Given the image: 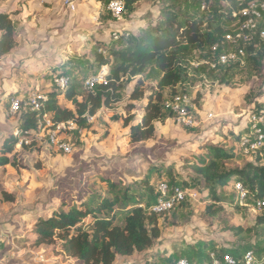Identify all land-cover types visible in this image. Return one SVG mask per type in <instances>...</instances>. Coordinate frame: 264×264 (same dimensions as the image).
<instances>
[{
    "label": "rangeland",
    "instance_id": "rangeland-1",
    "mask_svg": "<svg viewBox=\"0 0 264 264\" xmlns=\"http://www.w3.org/2000/svg\"><path fill=\"white\" fill-rule=\"evenodd\" d=\"M73 1L75 9L68 7L67 0L55 3L45 0L44 11L35 12L30 20L26 19L25 25L13 19L20 38L17 46L22 45L16 52L23 54L24 58L38 55L39 61L31 71L33 74L21 71L27 75L23 78L28 80L22 87L11 85L7 82L6 72H1L0 140L15 135L18 128L21 114L14 117L8 114V102L12 96L18 94L25 102L33 95H46L56 88L54 78L61 72L69 74L71 80L81 81L85 88V81L90 76L101 74L105 77L108 73V67L100 71L95 69L94 51L99 46L102 48L99 51L106 54V48L121 47L129 33L137 34L143 28L155 25L164 12L169 11L179 17H202L214 2L141 0L133 12L125 11L118 19L109 10L111 0ZM6 4L7 0H0V6H9L11 14L18 11ZM222 5L228 7L230 3L223 2ZM230 28L234 33L239 32V20H235ZM234 48L235 45L224 44L220 50ZM50 50L57 53V61L52 60ZM207 56L206 51L197 50L193 59L184 63L189 70L187 94L191 99L193 126L169 116L166 111V120L155 123L154 138L131 142L130 127L124 126V118L140 115L147 104L146 99H130L139 78L136 77L125 86L122 100L90 117L88 127L61 134V138L73 145L72 153L48 147L45 141L40 143L42 149L36 150L35 136H28L31 143L27 145L31 146L25 156H21L28 158L26 162L31 167H0V198H3L2 190L15 198L14 202L0 201V264H73L75 260L62 251L60 240L48 245H35L36 235L32 228L38 218L64 205L80 206L83 202L91 203L93 199L114 197L117 193L122 196L126 191L139 199L147 188L142 182L144 176L155 184L157 191L163 178L170 184L172 180L189 182L184 186L198 190L199 197L177 206L168 212L167 217L160 219L162 235L150 249L135 252L129 258H118L115 264H173L178 255L198 260L211 250L222 248L239 252L248 247L258 256H264L263 224L259 223L264 217V208L255 206L253 196L241 198L245 193L244 188H237L241 181L234 178L227 187L218 188L222 198L219 202L211 197L204 182H194L197 176L194 167L203 165L201 158L207 160L209 145L235 149L236 157L226 162L229 169H242L249 163L264 165V152L259 154L260 160L257 161L258 151H241L238 140L232 136L238 132L246 133L254 124V114L264 116V57L259 55L254 61L247 60L236 67L231 83L225 84L220 73L203 70L205 62L211 61ZM44 58L46 65L43 69ZM53 63H57L56 69ZM23 66V62L17 61L16 65L8 68V76L16 73L14 67ZM49 67L53 69L47 70ZM193 67L199 68L202 74L194 71ZM223 67L226 66L219 69ZM31 77L35 80L32 81ZM154 85L151 81L145 83L146 96L153 92ZM168 94L166 91V101L171 100ZM60 102L62 106L73 107L63 97ZM130 105L135 108L129 112L127 108ZM117 115L122 119L115 120ZM260 127L264 129V117ZM22 150L18 144L16 151L21 154ZM106 179L119 183L117 193L110 190ZM89 222L91 219H86V223ZM232 227L235 229L231 230Z\"/></svg>",
    "mask_w": 264,
    "mask_h": 264
},
{
    "label": "trees",
    "instance_id": "trees-1",
    "mask_svg": "<svg viewBox=\"0 0 264 264\" xmlns=\"http://www.w3.org/2000/svg\"><path fill=\"white\" fill-rule=\"evenodd\" d=\"M123 1L126 11L133 12L141 0ZM249 1L214 0L202 17L187 15L179 17L169 11L164 12L156 20L155 25L151 24L137 34L129 33L126 41H120L121 47L106 48L105 54L99 51L102 49L99 46V49L94 51V62L97 71L109 67L104 81L98 83L92 91L85 89L82 82L74 78L66 89H59L56 86L54 90L47 92V100L42 102L40 110L33 111L30 107L22 110L18 127L24 134L33 129L38 131L39 126L45 125L43 116L47 114L54 125L72 120L79 130L84 129L88 127V116H95L101 109L111 108L120 102L125 86L139 77L130 99L132 101L146 99L147 104L140 115L133 114L124 118V126L130 127L131 142H143L154 138L155 123H163L166 120V111L172 116V112L165 107V92L168 91L171 98L177 93H187L189 70L184 63L191 61L197 50L206 51L207 58L212 60V47L226 41V36L232 33L230 25L239 19V11L248 6ZM223 2H229L230 6H223ZM234 12L238 15H234ZM16 31V22L10 14L0 12V75L2 58L17 46ZM246 49L249 54L248 60L254 61L259 55L264 57L263 44L247 45ZM238 66L232 64L216 70L206 64L203 70L210 69L211 73H220L221 81L230 84L235 75L234 69ZM193 70L202 74L199 68L193 67ZM147 81L155 83L149 96H146L144 90ZM61 97L73 107L62 106ZM134 108V105H130L127 110L130 112ZM114 119L120 120L122 116L117 115ZM241 135L242 132H238L232 136L239 143ZM19 141L15 135H8L0 140V167L7 165L17 169L31 167L26 162L28 158L21 156L29 151L31 145H22L23 150L19 154L16 151ZM35 144L36 150L42 149L41 144L38 142ZM236 154L233 147L209 145L207 160L201 158L203 165L194 167L197 174L194 182L196 184L204 182L216 202L222 199L217 192L218 188L227 187L234 178L241 181L247 198L253 196L254 201L264 199V165L249 163L242 169H229L226 162L233 160ZM256 160H260L259 154ZM143 179L142 182L147 188L139 199L130 196L129 191L120 196L116 191L119 183L106 179L110 190L117 193L114 197L97 201L93 199L91 203L83 202L80 206L64 205L53 209L46 216H40L32 228L36 235L35 245H48L60 240L62 251L75 260L73 264H115L118 258H129L135 252L150 249L161 238L159 221L163 216L167 217L169 211L155 213L150 209L159 193L147 176ZM187 183L189 182L179 183L172 180L171 185L184 186ZM2 197L0 201L15 200L13 194L5 190H2ZM188 202L187 200L180 205ZM88 218L91 222L86 223ZM259 223L263 224L264 231V217L260 218ZM222 251L225 249L222 248Z\"/></svg>",
    "mask_w": 264,
    "mask_h": 264
},
{
    "label": "built area",
    "instance_id": "built-area-1",
    "mask_svg": "<svg viewBox=\"0 0 264 264\" xmlns=\"http://www.w3.org/2000/svg\"><path fill=\"white\" fill-rule=\"evenodd\" d=\"M66 3L70 9H75L73 0H67ZM108 6L112 15L118 19L126 11V5L123 0H111ZM236 14L234 12V15ZM238 20L240 22V31L238 30L239 32L237 33L232 31L226 36V41L223 44H215L212 47L213 59L205 62L212 69L217 70L222 66L232 64L241 66L248 60L247 45H264V0H250L248 6L239 11ZM224 44L235 45V48L234 50L221 51L220 49ZM54 81L59 89H66L71 83V78L66 72H61L55 76ZM103 81L104 77L101 74L90 76L85 81V89L92 91L98 83ZM45 100H47V96L44 94L33 95L25 102H22L18 95L12 96L8 102V114L12 117L20 115L22 110L27 107H30L33 111H38L42 108V102ZM165 107L184 124L188 126L194 125V119L190 112L191 99L187 93H177L171 100L165 102ZM263 117L261 114H254V124L246 133L241 135L239 141L241 151L249 153L251 150H256L258 154L264 152V129L260 127ZM89 118L88 116L87 119ZM43 122L45 125L39 126L38 131L33 129L27 134H24L23 130L18 127L15 131V136L19 138V144L22 146L31 143L28 136L32 135L35 136L34 140L39 144L45 141L48 147H53L66 154L72 153L73 145L67 142L65 138H61V134L78 129L77 124L70 120L54 125L47 114L43 116ZM237 188H243L241 182L237 184ZM158 193L159 196L156 202L150 207L155 213L168 212L187 200H196L199 197L198 190L194 188L187 189L183 185L173 186L166 179H161L159 182ZM245 196V193H242L241 198L244 199ZM254 204L259 209H262L264 208V199H257ZM173 264H264V258L258 256L250 248L239 252H232L229 249H225V251H222V249L217 251L215 249L198 260L180 256Z\"/></svg>",
    "mask_w": 264,
    "mask_h": 264
},
{
    "label": "crops",
    "instance_id": "crops-1",
    "mask_svg": "<svg viewBox=\"0 0 264 264\" xmlns=\"http://www.w3.org/2000/svg\"><path fill=\"white\" fill-rule=\"evenodd\" d=\"M18 1L19 2L21 1V2L18 4ZM47 1H51V2L55 3V1H57V0H46V2ZM44 2H45V0H7L6 5H12L13 7H16L18 9V11L11 14L10 9L8 8L9 6L8 7L0 6V12L9 13L11 15L12 19H14L16 21L17 20L22 21L21 25H25L26 22L28 21V20L26 21V19H29L30 16L35 15V12L42 13L44 11V6H43ZM24 22H25V24H23ZM17 39H20V38H18V36H16V41H18ZM21 46H19V45L16 46L12 50L11 53H9L8 55H6L2 58V62H1V66H2L1 72H6L5 75L8 77L7 82L9 81V82H11V85L17 86V87H22L21 85L26 84V81H28L27 79L23 78V77H26L27 75L21 74V71L22 70L24 72L29 71L30 75L33 74L34 72H31V71H33V67H34V65H36V62L39 61L37 58L38 55L37 56L33 55L32 57L27 56V58H24L23 54L19 55L16 51H18L17 47H21ZM14 53H15V56H13ZM50 53H51L52 60L53 61L56 60L55 58L57 57V53L54 54L53 51H51ZM48 56H49V54H48ZM7 58H8V60H7ZM14 58H15V62H14ZM17 61L23 62L24 66L21 68L14 67V70L16 73H13L12 75L8 76V74H7L8 68L14 64L16 65ZM45 62H46V60L44 58L43 64H42L43 69L45 68L44 65H46ZM53 64H54L53 67L56 69L55 66L57 63H53ZM51 69H53V68L49 67L47 70H51ZM107 69L109 70V67ZM31 80L34 81L35 79L32 78ZM13 91L16 92L17 90H13Z\"/></svg>",
    "mask_w": 264,
    "mask_h": 264
}]
</instances>
